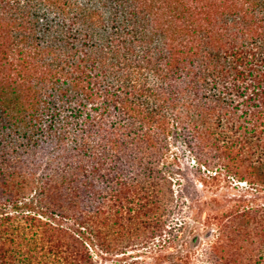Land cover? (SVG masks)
I'll use <instances>...</instances> for the list:
<instances>
[{
  "label": "trees",
  "instance_id": "trees-1",
  "mask_svg": "<svg viewBox=\"0 0 264 264\" xmlns=\"http://www.w3.org/2000/svg\"><path fill=\"white\" fill-rule=\"evenodd\" d=\"M217 122L264 154V0H0V264H95L66 186L78 202L101 163L134 151L162 173L177 130L219 165L209 147L248 141H209ZM48 142L49 172L22 166ZM250 160L264 178V158ZM35 187L52 202L45 220L23 202Z\"/></svg>",
  "mask_w": 264,
  "mask_h": 264
},
{
  "label": "rangeland",
  "instance_id": "rangeland-1",
  "mask_svg": "<svg viewBox=\"0 0 264 264\" xmlns=\"http://www.w3.org/2000/svg\"><path fill=\"white\" fill-rule=\"evenodd\" d=\"M228 124L215 123L219 128L208 140L248 142L241 151L209 147L210 158L221 156L219 165L203 162L195 138L177 130L167 138L170 147L159 165L162 173L133 163L145 157L134 151L122 162L101 163L95 178L77 187L78 202L66 186V213H81L86 228L95 230V264H115L122 258L131 264H263L255 249L264 247V217L258 215L264 213V178L258 177L250 159L257 162L264 154L250 135L234 134ZM52 151L49 142L40 143L18 157L22 166L43 175L49 172ZM34 189L23 202L33 213H46L45 220L53 213L52 202Z\"/></svg>",
  "mask_w": 264,
  "mask_h": 264
},
{
  "label": "water",
  "instance_id": "water-1",
  "mask_svg": "<svg viewBox=\"0 0 264 264\" xmlns=\"http://www.w3.org/2000/svg\"><path fill=\"white\" fill-rule=\"evenodd\" d=\"M213 231H210L208 234H207V237H210L212 235ZM201 241V237H197L196 238V244L198 245V243Z\"/></svg>",
  "mask_w": 264,
  "mask_h": 264
}]
</instances>
